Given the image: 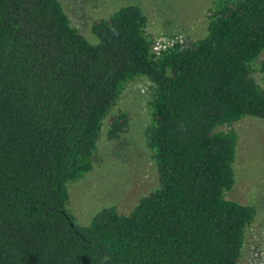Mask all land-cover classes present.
Returning <instances> with one entry per match:
<instances>
[{"label": "trees", "instance_id": "trees-1", "mask_svg": "<svg viewBox=\"0 0 264 264\" xmlns=\"http://www.w3.org/2000/svg\"><path fill=\"white\" fill-rule=\"evenodd\" d=\"M201 40L153 52L135 4L92 24L59 0H0V264H239L253 206L227 200L243 118L264 120V0H217ZM261 75L257 82L254 73ZM150 81L144 135L158 187L86 226L68 184L92 169L126 85ZM124 112L106 138L127 132Z\"/></svg>", "mask_w": 264, "mask_h": 264}, {"label": "rangeland", "instance_id": "rangeland-1", "mask_svg": "<svg viewBox=\"0 0 264 264\" xmlns=\"http://www.w3.org/2000/svg\"><path fill=\"white\" fill-rule=\"evenodd\" d=\"M70 24L89 42L96 43L91 27L127 4L138 5L147 19V32L159 36H180L185 44L207 34V12L217 0H59ZM257 82L261 75L255 71ZM150 81L138 77L129 82L111 114L104 121L96 145L92 169L68 184V211L75 224L86 226L102 209L115 207L126 215L137 202L158 187L154 163L144 135L150 123L147 104ZM124 112L129 127L117 141L106 138L112 115ZM230 128L238 134L233 165L234 186L227 200L253 206L256 217L245 234L239 264H264V120L243 118Z\"/></svg>", "mask_w": 264, "mask_h": 264}, {"label": "built area", "instance_id": "built-area-1", "mask_svg": "<svg viewBox=\"0 0 264 264\" xmlns=\"http://www.w3.org/2000/svg\"><path fill=\"white\" fill-rule=\"evenodd\" d=\"M183 38L180 36H159L153 40V52L160 53L169 47H172L176 44H182Z\"/></svg>", "mask_w": 264, "mask_h": 264}]
</instances>
